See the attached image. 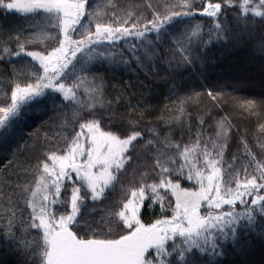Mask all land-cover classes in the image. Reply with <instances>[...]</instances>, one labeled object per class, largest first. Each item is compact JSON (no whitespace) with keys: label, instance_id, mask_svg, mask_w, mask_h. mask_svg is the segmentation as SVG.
<instances>
[{"label":"snow or ice","instance_id":"6c2138e0","mask_svg":"<svg viewBox=\"0 0 264 264\" xmlns=\"http://www.w3.org/2000/svg\"><path fill=\"white\" fill-rule=\"evenodd\" d=\"M90 7L89 0H0V8L19 13L28 20L41 19L55 33L54 41L41 51L26 50V45L33 41L23 31L0 33V49L6 57H30L42 69V74L39 69H32L29 76L26 66H16L14 60L4 59V63L13 66L0 72L11 77L14 88L9 87L10 95L6 92L5 99L0 101V136L7 135L25 106L42 109L46 102L61 96L65 101H74L78 85L73 83L66 88L61 82L69 78V66L75 69L80 64V72H88L93 61L103 62V50L118 47L120 41H140L145 51L155 52L174 39L181 45L179 51L183 61V64L177 61L171 69L175 75L182 66L204 62L194 54L200 42L193 47L192 40L198 35L200 26L192 29L189 25L180 31L193 16L216 18L217 39L226 38L221 35L227 27L220 22V17L230 9L236 12L238 23L255 25L253 17H259V28L264 32V0H242L238 7L233 0L226 3L225 0H207L203 6L198 0H164L152 5V13L148 16L140 13L118 16L113 12L107 19L90 13ZM241 10L244 17L240 16ZM86 16L88 22L84 24ZM254 39L256 49L264 57V34ZM132 48L136 49V45L132 44ZM168 54H172L171 48ZM135 58L140 63L141 57ZM95 81L93 77V83ZM103 87L101 80L97 90L102 91ZM219 95L215 91L207 92L216 107H222ZM192 98L191 94L186 95L182 103ZM60 107L63 114L67 105L61 103ZM101 107L107 106L101 104ZM241 107H255L264 115V99L246 101ZM208 116L211 119L212 113ZM80 120L85 122L80 123ZM107 120L104 111H92L87 116L77 114L73 123L79 124V131L73 127L59 153H44L42 171L39 164L36 166L40 178L36 191L32 192L29 227L43 234L40 264H197L196 259L190 258L194 250L202 255L211 252L212 259L207 264H215L214 258L223 255L222 251L217 252L220 247L217 241L228 240V229L235 240V226L241 220L254 223L257 213L264 214V163L256 166L259 174L248 175L244 169L243 174H236L229 180L222 172L220 160L208 158L201 165L196 149L176 144L174 148L183 157L182 161L170 159L171 167L157 161L159 170L154 166L152 174L133 183L135 190L125 192L123 201L112 206L107 220L102 217L99 223H90L81 211L84 202L89 197L92 201L102 197L106 188L114 186L133 168L137 152L133 142H139L142 136L137 130L139 120L136 123L128 120L127 127L116 130ZM181 127L190 130L191 125L181 122ZM204 155L208 153L205 151ZM16 167L15 159L4 165L0 184H3L5 196L12 190L8 187L12 179L9 172L15 175ZM149 180L154 182L149 184ZM182 181L191 182V186H182ZM41 191L45 194L37 205L36 196ZM153 202L162 209L159 216L149 207ZM238 205L244 206L243 211L236 210ZM149 213L152 219H145ZM8 227L7 235L12 238L11 220Z\"/></svg>","mask_w":264,"mask_h":264},{"label":"trees","instance_id":"16d2710c","mask_svg":"<svg viewBox=\"0 0 264 264\" xmlns=\"http://www.w3.org/2000/svg\"><path fill=\"white\" fill-rule=\"evenodd\" d=\"M163 2L89 0V12L101 19H107L113 12L118 16L126 13L148 16L152 13V5ZM198 3L203 6L207 0H198ZM233 3L238 7L242 0H233ZM244 15L241 10L240 16ZM235 16L236 12L230 9L220 17V22L227 27V31L221 33L226 38L222 39L216 38V18L196 15L188 20L187 25L181 26L180 31L189 25L192 29L200 26L198 35L192 40L193 47L197 41L200 42L194 54L203 59L202 64L196 61L194 65L182 66L179 72L172 75L171 69L177 61L183 64L179 51L181 45L174 39L155 52L145 51L140 41H120L118 47L103 50V62L93 61L88 72H80V64L75 69L69 66V78L61 82L66 88L72 87L73 83L78 85L74 101H65L61 96L46 102L42 109L34 106L22 109L7 135L0 136V179L4 177V165L10 159L17 161L16 174L9 172L12 179L8 181V187L12 190L7 191V196L3 184H0V264H40L43 234L41 230L29 227L32 192L36 191L40 178L36 166L39 164L42 171L44 153H59L73 127L79 131V124L73 123L77 114L87 116L92 111H104L113 130L127 127L128 120L133 123L139 120L137 130L142 132L139 142H133L137 146L133 168L114 186L106 188L102 197L96 201L89 197L84 202L81 211L90 223H99L102 217L107 220L112 206L123 201L125 192L135 190L133 183L152 174L154 166L159 170L157 161L165 167L172 166L168 163L170 159L182 161L183 157L174 148L176 144L196 149L200 153L201 165L208 158L220 160L222 172L229 180L236 174H243L244 169L248 175L253 172L259 174L256 166L264 163V131H261L264 115L255 107L246 109L241 105L246 101L264 99V57L256 49L254 39L264 32L259 28V17H253L257 23L252 25L238 23ZM87 22L86 16L82 23ZM17 31H23L33 41L26 45L27 51H41L54 41V31L41 19L28 20L19 13L0 8V33L15 34ZM132 44L136 45V49L132 48ZM12 47L15 48L14 45ZM169 48L172 54H168ZM137 55L141 57L140 63L135 58ZM4 59L14 60L16 66H26L30 70L29 76L32 69H39L38 62L30 57L8 58L0 49V70H10L13 66L4 63ZM39 70L42 74V69ZM93 77H96L95 83ZM101 80L104 87L98 91ZM9 87L14 88L11 77L6 72H0V101L5 99L6 92L10 95ZM209 90L220 94L218 99L222 101V107H216L211 102L207 96ZM196 93L202 95L197 97ZM189 94L193 97L191 101L182 103ZM61 103L67 105L63 114ZM101 104L107 107H101ZM209 112L212 113L211 119ZM88 118L91 119L90 116ZM84 122L80 120V123ZM181 122L185 126L191 125L190 130L182 128ZM13 153L16 155L13 156ZM191 159L192 156L189 157ZM201 171H204L203 167ZM153 182L148 181L149 184ZM182 186L190 187L191 182L182 181ZM29 188L31 191H28ZM44 194L43 191L37 193V205ZM149 207L159 216L162 210L159 205L153 202ZM243 208V205H238L236 210L243 211ZM262 215L257 213L254 223L241 220L235 226V240L228 229V240L217 241L220 245L217 252L222 251L223 255L214 258L215 264H264ZM144 218L152 219L151 213ZM10 220L12 238L7 235ZM211 255V252L202 255L194 250L190 258L196 259L197 264H207L212 259ZM172 259L177 260L175 254Z\"/></svg>","mask_w":264,"mask_h":264},{"label":"rangeland","instance_id":"374dc122","mask_svg":"<svg viewBox=\"0 0 264 264\" xmlns=\"http://www.w3.org/2000/svg\"><path fill=\"white\" fill-rule=\"evenodd\" d=\"M39 199V198H38ZM37 201V200H36Z\"/></svg>","mask_w":264,"mask_h":264}]
</instances>
